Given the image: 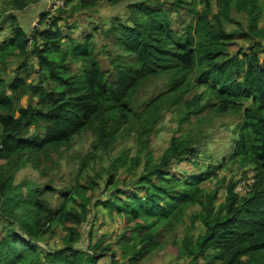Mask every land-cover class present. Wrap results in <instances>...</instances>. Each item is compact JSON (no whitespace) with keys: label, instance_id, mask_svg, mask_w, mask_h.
Masks as SVG:
<instances>
[{"label":"trees","instance_id":"trees-1","mask_svg":"<svg viewBox=\"0 0 264 264\" xmlns=\"http://www.w3.org/2000/svg\"><path fill=\"white\" fill-rule=\"evenodd\" d=\"M43 1L6 0L19 13ZM126 2L128 17L115 18L103 31L121 51L109 56L107 71L94 38L81 43L61 24L97 6L96 0H65L55 15L42 13L31 34L16 15L4 21L11 37L0 43V217L11 228L0 239V264H101L107 257L110 264H143L168 245L188 264H264V46L254 41L264 39V2L236 0L248 21V31L240 32L227 27L232 0H218L217 14L211 0H175L169 9L166 0H112ZM245 38L254 42L249 51L232 54L235 40ZM15 60L21 63L9 82L3 74ZM164 76L171 89L135 110L141 87ZM171 111L178 114L174 133L191 128L173 135L155 158L152 140ZM231 116L240 122L228 158L242 177L231 181L219 204L220 187L204 186L218 178V167L201 163L200 128ZM83 135L91 136L93 149L82 158L80 176L99 152L111 156L124 140L136 151L123 148L107 168L78 178L57 209L45 198L51 186L16 183L24 168L45 173L54 156ZM181 166L197 172H178ZM248 180L254 183L240 193L238 186ZM98 192L105 198L97 199ZM92 208L124 221L115 243L122 263L115 244L104 245L105 237L94 241L93 231L88 249L79 248ZM192 209L198 210L180 238L177 231ZM198 224L202 233L195 238L190 232ZM53 236L60 240L56 249L48 246Z\"/></svg>","mask_w":264,"mask_h":264},{"label":"rangeland","instance_id":"rangeland-1","mask_svg":"<svg viewBox=\"0 0 264 264\" xmlns=\"http://www.w3.org/2000/svg\"><path fill=\"white\" fill-rule=\"evenodd\" d=\"M97 6H94L87 12L76 13L72 17H66L67 19L61 22L64 27V34L71 35L73 38L81 43L88 37H93L96 44L97 57L101 63L102 68L107 71L111 69L109 56H116L121 53L119 48L113 45L111 39L107 38L103 31L108 29L115 18L126 19L128 17V3H122L119 5L112 4V0H96ZM139 0H130V2H135ZM164 1V0H163ZM175 0H166L165 8L169 9L172 7V3ZM218 0H211L212 13L217 14L219 12V6L217 5ZM264 2V0H260ZM261 2V3H262ZM232 12L230 14L231 22L228 23V30L241 31L244 29L248 31V21L245 13H239L236 6V0L231 2ZM65 5V0H44L41 3L31 5L24 13H19L11 11L7 7L6 0H0V43L6 38L11 37L10 22L5 23V19L9 15L18 16L19 23L21 26L31 34L33 30L39 25L40 16L42 13L51 12L53 15L57 13L60 8ZM199 9L203 10L204 6L200 3ZM67 11H69L67 9ZM176 19V17H175ZM70 27H75L73 30L69 31ZM99 28V32L96 30ZM260 29L264 31V15L260 20ZM252 40V39H251ZM248 41L247 38L240 40L236 39V46L232 50V54L238 53L241 49L249 51L251 45L254 44L253 41ZM259 41L264 46L263 40ZM264 58V54H261ZM21 61H11V65L8 67L6 73L3 74L4 79L7 81H12L17 73ZM171 89V80L168 76L162 78H156L145 83L141 89L136 94V98L133 102V107L137 111H142L144 106L155 97L160 94L166 93ZM193 94V93H192ZM190 97V96H189ZM28 98H24L21 102L23 107L28 106ZM178 114L174 111L165 113V119L163 124L159 128V134L152 140L151 147L155 158L160 157L164 150L168 147L170 138L173 135L181 136L187 133L191 128L188 124L184 127L183 131L175 132L178 128L177 124ZM196 123V117L193 119ZM240 119L234 118L233 116L228 118H214L211 124L203 125L200 128V132H203L204 138L201 139L198 145V150L201 153V163H204L205 167L216 166V175L218 178L210 179L204 186L208 191H213L217 186L220 187L218 203L224 202L226 197V188L231 183V181L239 180L242 177L241 171L236 165L230 163L228 155L232 153V143L234 141V131L236 130L237 124ZM93 142L90 135H83L77 138L69 151L63 152L61 156L54 158L50 162V166L46 168L45 173H41L39 170L33 167L24 168L17 175L16 183L20 184L29 179L33 184L40 185L42 188L51 186L53 191L45 195L46 200L53 209H57L61 202V196L70 190L71 186L80 178L84 181L89 176L95 175V169H104L110 165L111 158L119 155V152L123 148H129L132 150L131 153H135L136 144L131 140H124L120 142L119 146L112 152L111 156L105 155L104 152H99L97 154V159L90 160L89 169L85 171L83 176H80L81 171V161L82 158L86 157L93 149ZM227 157V158H226ZM220 162H222L221 165ZM221 165V166H220ZM97 166V167H96ZM178 172L183 170L189 171V173L197 172L196 168H187L184 166L176 168ZM190 173V174H191ZM254 181H243L239 186L238 190L240 193H244L245 186L253 184ZM97 199H104L100 192L96 195ZM95 203V202H94ZM198 209H192L190 214L185 219V224L183 227L178 229L177 234L180 238H183L186 233V229L189 227V216L194 214ZM99 211V212H98ZM96 210V208L91 209V214L89 216L88 222L83 226L82 233L83 239L82 243L79 244V248L83 250L88 249L89 233L93 231L94 241H98L102 237H105L104 245L115 244L124 232L125 223L120 218L110 219L103 212L102 209ZM11 226L9 223L0 217V239L6 234L7 230ZM18 229V227H17ZM202 226L197 225L196 229H193L190 233L193 237H197L202 233L200 230ZM179 238V239H180ZM49 242L48 246L50 248H58L57 245L60 244L58 237H49L47 239ZM42 247L47 249V245L41 243ZM114 250L117 252L120 263L121 252L119 246L115 244ZM101 264H110L109 258H105L101 261ZM143 264H188L187 260H177L173 247L171 245L165 246L163 250L153 255L152 257L145 260Z\"/></svg>","mask_w":264,"mask_h":264}]
</instances>
